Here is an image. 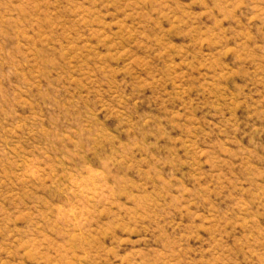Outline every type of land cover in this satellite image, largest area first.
I'll return each instance as SVG.
<instances>
[{"label":"rangeland","instance_id":"obj_1","mask_svg":"<svg viewBox=\"0 0 264 264\" xmlns=\"http://www.w3.org/2000/svg\"><path fill=\"white\" fill-rule=\"evenodd\" d=\"M0 264H264V0H0Z\"/></svg>","mask_w":264,"mask_h":264}]
</instances>
